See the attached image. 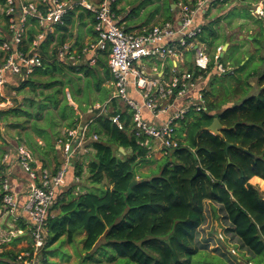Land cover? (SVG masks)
Here are the masks:
<instances>
[{
    "label": "trees",
    "instance_id": "obj_1",
    "mask_svg": "<svg viewBox=\"0 0 264 264\" xmlns=\"http://www.w3.org/2000/svg\"><path fill=\"white\" fill-rule=\"evenodd\" d=\"M121 1L117 0L114 5L117 14ZM0 3L4 5L5 0ZM78 10L82 8L70 12L64 24L57 26L58 31L64 33L60 45L64 44ZM171 10L168 5L167 20ZM135 17L134 11L126 21ZM218 23L203 24L200 40L211 53L218 47L216 41L221 36ZM27 26L24 42L30 45L38 34L36 19L30 18ZM4 40L0 39V44ZM42 56L43 67L15 88L18 94L24 92L30 98L0 109V180L6 170L3 158L9 147L3 128L16 130L21 138L25 136L26 145L40 156L44 167L49 163L56 165L55 171L61 169L63 161L56 144L70 140L68 133L77 129L80 119L72 122V106L60 97L66 95L67 90L60 76L83 74L98 90L102 83L111 80L106 53L95 67H71L58 62L55 52L49 54L45 46ZM44 77L47 79L43 80ZM246 85L250 87L249 82ZM257 85L259 93L240 104L219 107L218 101H210L208 112L190 114L179 129L180 136L186 135L182 146L164 157L169 162L160 175L153 178L137 180L134 166L144 162L148 152L137 145L130 132L115 127L110 116L96 118L89 127L87 140L94 135L99 136V140L91 139L87 147L91 145L96 151L88 173L91 184L99 187L98 191L74 195L69 190L57 201L51 213L57 210L58 214L48 216L42 263L53 264L48 257L56 255L52 249L56 243L65 239L68 244H74L77 235L84 232L83 264H224L218 257L212 258L210 263L200 259L202 250L210 245L209 240L200 245L198 239L207 221L206 204H212L225 212L231 224L226 231L239 240L241 249L253 255L255 261L246 264H264V193L251 184L255 177L264 181V70ZM73 90L81 91L76 86ZM109 94L110 91L105 90L100 101H106ZM240 94L241 90L236 89L234 95ZM209 95L214 97L206 93L207 98ZM215 119L223 126L220 135L207 130ZM113 146L117 151L123 148L131 153L120 158ZM73 167L76 177L82 176V165L77 162ZM135 181L137 183L132 185ZM261 185L264 186L262 182ZM21 252L4 249L0 252V264H18Z\"/></svg>",
    "mask_w": 264,
    "mask_h": 264
},
{
    "label": "built area",
    "instance_id": "obj_2",
    "mask_svg": "<svg viewBox=\"0 0 264 264\" xmlns=\"http://www.w3.org/2000/svg\"><path fill=\"white\" fill-rule=\"evenodd\" d=\"M244 1L179 0L176 20L143 28L139 32H127L114 9L117 0H5L1 8L2 15L8 21L9 37L0 44V108L11 104L5 97L9 79L22 83L36 69L42 68V44L48 34L54 27L63 25L64 18L70 12L81 7L94 16L98 42L87 46L78 59L71 44L61 45L56 60L72 64L88 56L90 63H95L93 53L109 51L108 65L115 87L110 102L122 101L127 109H114L111 105L97 106L96 118L110 116L112 124L120 131L130 132L137 145L149 155L159 153L166 157L182 146L186 135L180 136L179 129L190 114L208 112L206 81L213 74L221 77L234 72L230 63L224 64L222 61L225 54L223 46L216 47L210 53L207 45L200 40L203 24L216 8ZM258 13L263 15V7L259 8ZM30 18L36 19L38 34L27 45L24 41ZM186 54L193 56L189 69ZM168 62H171V66L162 75H159L157 67L150 69L148 66ZM146 112L154 117L152 121L146 118ZM88 127L70 131V140L59 144L64 163L58 171L36 166L29 149L23 146L16 149V162L32 182L22 207L21 195L13 189L11 175L5 170L0 184V204L1 211L12 223L4 227V223L0 222V252L2 246L19 236L21 212L28 215L31 224L33 244L29 247L31 250L19 253L18 264H40L38 256L48 236V216L62 188L66 186L65 180L74 164V157L88 152L84 145ZM91 139L98 141L99 136L94 135ZM7 160L9 157L3 163Z\"/></svg>",
    "mask_w": 264,
    "mask_h": 264
},
{
    "label": "rangeland",
    "instance_id": "obj_3",
    "mask_svg": "<svg viewBox=\"0 0 264 264\" xmlns=\"http://www.w3.org/2000/svg\"><path fill=\"white\" fill-rule=\"evenodd\" d=\"M174 2L175 0H122L119 5V12L122 17H126L125 19H127L128 16L135 11V13H137V17H135L132 21L128 20L124 26L126 29H129L130 26H132V29H129L130 31L139 32L143 28H149L154 24L165 20L166 8ZM260 7H263V15L258 13ZM0 14H2L1 7ZM209 16L210 17L208 18L207 23L219 21L217 28L219 29L221 36L216 41V46L224 47L226 44L229 45V48L225 50L222 61L224 64L230 63L235 71L221 77H218L215 74L211 75L206 81V91L208 89L209 92L207 93H212L214 97L209 95L208 98L212 102L218 101L216 104L219 107H223L228 103V106L237 105L250 96H256L260 90L257 85V81L259 75L263 73L264 70V0H246L238 4L219 7L213 10ZM4 18V16L0 15V23H4L3 30L7 31L8 22L7 19ZM78 28H82L81 25H78ZM70 35H72V32ZM186 61L188 66H192L193 56L188 55L186 57ZM239 64L241 68L239 67ZM148 66L150 67V64H148ZM42 79L46 80L47 78L44 77ZM59 80L65 84L67 89L66 95L64 94V96L61 95L60 97L65 99L69 106H72V122L77 118H80V124L87 123L90 115L92 114L89 109L94 106L92 103L99 101V97L105 94V90L109 89V84L107 82L102 83L100 90H98L94 85L88 83L89 79L85 77V75L73 73L63 75L62 77L60 76ZM247 81L250 83V87L246 85V83H248ZM18 86L19 84L10 86L8 90L5 88V92H8V97L13 102V106L18 103H23L24 97L26 96L24 92L18 94L15 91V88ZM75 86L76 89L80 88L81 91L74 92L73 89ZM238 88L241 90V94L239 96H235L234 92ZM73 94H76V97H74ZM72 98L76 101L75 102L73 100L75 103L74 105H72ZM86 107H89L88 111ZM61 130H63V128ZM3 133L4 137L8 140H14L19 137L16 130H7L5 128L3 129ZM19 138L23 143H25V136ZM89 143L90 140H87L84 145L87 147ZM113 147L118 157L122 158V155L117 151V147ZM57 151L60 159L64 163L63 153L61 154L59 150ZM34 155L35 159L41 162L39 159L40 156L37 154ZM1 156L2 151L0 150V157ZM156 158L162 159L163 157L157 156ZM94 159L95 153L91 151L79 155V163L83 167L82 176L76 177L75 168L72 166V183L68 184L66 188H62V190H64V194H66L70 189H72L76 195L87 193L88 191H98L99 187L91 184L88 173V165ZM168 162L169 159L167 158L159 162L153 161L152 163H150V160L138 162L134 166V170L137 174V180H140L145 176H147L146 178L159 176L162 169ZM49 165L52 166L51 164ZM67 176L70 175L67 174ZM66 181L67 177L65 184ZM258 189L264 193V186ZM206 207L207 221L201 228L198 239L200 245H203L202 243L206 240L210 241L208 249L202 250V253L200 254V259L203 260V263H210L214 257L221 259L224 264H246L250 260L255 261L250 252L246 249L243 250L240 248L239 240L226 231L227 228L231 227V224L226 220L225 212H223L222 209L220 210V206L206 204ZM214 209L216 211H214ZM4 215L5 214H3V216L1 215V218H3L4 221L1 223H6L7 225L11 224L12 222H10V220L8 221L7 216L4 217ZM18 237L19 236L14 237L13 239ZM32 244L31 235L30 239H28V244L26 242V247H15V253H17V251H24L25 249L31 247ZM218 246H220L218 251H215ZM62 247L63 249H60L61 253L59 254L60 258L48 257L50 263L83 264L82 261L84 260L86 253L83 250L80 240H76V243L71 247H69L66 243H64ZM43 252L44 251H40L38 256L40 264H43L42 261L45 257Z\"/></svg>",
    "mask_w": 264,
    "mask_h": 264
},
{
    "label": "crops",
    "instance_id": "obj_4",
    "mask_svg": "<svg viewBox=\"0 0 264 264\" xmlns=\"http://www.w3.org/2000/svg\"><path fill=\"white\" fill-rule=\"evenodd\" d=\"M30 1H38V0H30ZM90 1L91 2H97L98 0H90ZM178 2H179V0H175V2L173 4H170L171 7H172V10H171L172 13H171L170 19L167 20V17H166L165 20H163V21H161V22H159L157 24H160L162 22H167V21H174V20H176L178 18V16H179L178 9H177ZM119 5H117V10L118 11H119ZM1 6H2V4L0 5V7ZM73 11H75V10H73ZM0 15H2V14H0ZM117 15H118V18L120 19V21L125 25L126 22H127L126 19H125L126 17L125 18L122 17L120 13H118ZM93 18H94V16L92 15V13H90L89 11H87V10H85L83 8H82V10L76 11V15L74 17V23L72 24V26L69 27V31L66 33L67 38L65 39L64 44L69 43V44L72 45V49L76 52V59H78L79 57H82V51L87 46H89L90 44H94V43H97L98 42L97 34H96L95 29H94V26H93ZM207 22H208V19L206 20V23ZM157 24H154V25H157ZM78 25H81L82 28H78ZM3 27H4V23L3 24L0 23V37H1V39H6L8 37V30L7 31H4L3 30ZM130 28H132V26ZM71 32H72V35H70ZM63 35H64V33L58 31V27L57 26L54 27V29L52 30V32H50L48 34L47 39L42 44V51H43V47L45 46V48H47L49 54L50 53L53 54L55 52V58H56L57 50L61 46L60 45V41H61V39H63ZM48 40H50V43L49 44H48ZM64 44H62V45H64ZM224 48H225V50H227L229 48V45L226 44L224 46ZM208 50H210V49L208 48ZM105 53L108 54V59H107V64H108L109 54H110L109 51H97V52L93 53L92 54L93 57L96 56L95 63H90L89 57L87 56V57L83 58L80 62L76 61L74 63L72 62V64L71 63H64V64H67V65H69L71 67H80V66L95 67L97 65L100 57L102 55H104ZM188 55L189 54H186L185 55V59H186V57ZM186 63H187V61H186ZM170 66H171V62H168V63H166L164 65L161 64V63H156L155 65L150 64V67L149 68L150 69H153L154 67H157L158 70L160 71L159 72V75H162V74H164L170 68ZM108 67H109V65H108ZM187 69H189L188 64H187ZM109 71H110V69H109ZM110 74H111V71H110ZM157 75H158V73L156 74V76ZM107 83L109 84V89L108 90L110 91V94H109L108 99L106 101H104V102H101L100 101V97H99V99H98L99 101L98 102L95 101L94 103H92V105L94 104L93 107H90V109H89V107H86L87 111L89 109V111L92 112V114L90 115L89 121L87 123H85V124H80L79 123L76 130L80 131L83 127L85 128L88 125L90 127L91 121H94L96 119V116L98 115V112L95 110V107H97V106L103 107L105 105H111L114 109H117V108L118 109H127L126 104L123 103L122 101H113L112 103L110 102V100H111V98H112V96H113V94L115 92V87L113 85V77H112V75H111V80L108 81ZM18 84L20 85V82L18 80L15 81L13 79H9V83H8V85L5 88L8 90L10 88V86H15V85H18ZM205 89H206V86H205ZM207 92H209L208 89H207L206 93ZM25 94H26L25 97L30 98V95H28L27 93H25ZM5 97L11 103L8 107H12L13 106V102L8 97V92H5ZM25 97H24V99H25ZM136 98H137V96H136ZM6 99H3L2 101H6ZM207 99L209 100L208 102L211 101L209 98H207ZM73 100L75 101V99L72 98V102H73L72 105L75 104ZM145 116H146V118L148 120L150 119V121H152L153 118H154L148 112L145 113ZM89 127H88V129H89ZM3 129H5V128H3ZM6 140H7L8 144H9V147L7 149V154H5L3 160L6 157H9V160H7L4 164L6 165V171L11 175L10 178H11V182H12V185H13V189L16 190L17 192H19L20 195H21L20 207H22L24 205L26 199H27V195L29 193V190L31 189L32 182H31V179H30L29 175L16 162V149L18 147H22V146L25 147V148H27V149H29V148H28V146L25 143H23L20 140L19 137L15 138L14 140H12V139L11 140H8L6 138ZM60 143L61 142H59V143L56 144V150H59L61 152V154H62V151L59 148V144ZM88 151L89 152L90 151L91 152H94L96 154V151L92 148L91 145L88 146ZM118 152L122 155V157H124L126 155H130L131 150L126 151V150H124L122 148H119ZM31 153L33 155V158H34V161H35L36 166L43 167V168H47V169H50L52 171H55L57 169V167H56L55 164H51L52 166H50L48 164V167H44L43 166L44 164L42 162H39L38 160L35 159V155H34V153L32 151H31ZM152 156H154V157H152ZM157 156H161L162 157V154H159V153H153L152 155H149L148 154L147 157H146V160H150V163H152L153 161L159 162V161H161V160L164 159V157L162 159L161 158L160 159L159 158H156ZM77 162H79V157L75 156L74 157V160H73V163H77ZM72 174H73V172H72V166H71V168L68 170V175H70V176H67V181H66V184H65L66 186H68V184L72 183L71 182L72 181V178H73V175ZM146 177L147 176H145V178ZM142 179H143V177L140 180H142ZM260 182H262L264 184V181L262 179L258 178V177H255V178H253L251 180V184L253 186H255L257 189L263 187ZM66 186H65V188H66ZM70 190H72V189H70ZM63 191L64 190H61L60 195H59V199H57V201H60V199L63 198V195H62V194H64ZM73 194H74V192H73ZM74 195H76V194H74ZM3 214L4 213L1 211V204H0V222H4L3 221V218H1V215L3 216ZM57 214H58V211L57 210H52L51 217H54ZM4 217H6V215H4ZM7 219H8V217H7ZM5 225H6V223H4V227H5ZM18 225H19V229H20L19 237L18 238H15L16 240L13 239L11 243H9V244H7L5 246H2V249H5V250H14L15 251V247H18V248H22L24 246L26 247V242L28 244V239H30V236H31L30 235L31 234V232H30L31 231V224H30V220H29V217H28L27 214L21 212L20 221H19V224ZM225 238H227V237H225ZM84 239H85V233L84 232L78 234L77 237H76V240H80V243H82V246H83V243H84ZM76 240H75V243H76ZM64 243L68 244L67 241L64 239L63 241H60V242L56 243L53 246L52 249L56 251V255L55 256H51V258L59 257V254L61 253L60 252V249L61 248L63 249L62 245ZM74 244H71V245L68 244V246L71 247ZM17 252H19V251H17ZM53 264H56V263H53Z\"/></svg>",
    "mask_w": 264,
    "mask_h": 264
},
{
    "label": "water",
    "instance_id": "obj_5",
    "mask_svg": "<svg viewBox=\"0 0 264 264\" xmlns=\"http://www.w3.org/2000/svg\"><path fill=\"white\" fill-rule=\"evenodd\" d=\"M207 130L213 134L220 135L221 131L223 130V126L221 125V123L218 119H215L213 121L212 125ZM227 148H230V146L228 145ZM135 183H137V182L136 181L133 182L132 185H134Z\"/></svg>",
    "mask_w": 264,
    "mask_h": 264
}]
</instances>
